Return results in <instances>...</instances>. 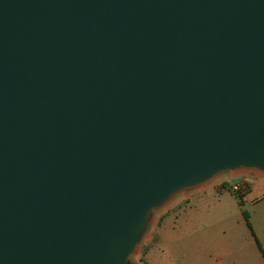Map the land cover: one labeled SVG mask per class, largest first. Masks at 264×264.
I'll list each match as a JSON object with an SVG mask.
<instances>
[{
	"label": "water",
	"instance_id": "obj_1",
	"mask_svg": "<svg viewBox=\"0 0 264 264\" xmlns=\"http://www.w3.org/2000/svg\"><path fill=\"white\" fill-rule=\"evenodd\" d=\"M237 170L264 173V0H0V264H133Z\"/></svg>",
	"mask_w": 264,
	"mask_h": 264
},
{
	"label": "crops",
	"instance_id": "obj_2",
	"mask_svg": "<svg viewBox=\"0 0 264 264\" xmlns=\"http://www.w3.org/2000/svg\"><path fill=\"white\" fill-rule=\"evenodd\" d=\"M252 184L247 198L254 203L264 190V178ZM255 229L234 197L206 188L195 196L190 211L164 221L157 246L148 248L145 258L147 264H264V232L258 231L260 239Z\"/></svg>",
	"mask_w": 264,
	"mask_h": 264
},
{
	"label": "rangeland",
	"instance_id": "obj_3",
	"mask_svg": "<svg viewBox=\"0 0 264 264\" xmlns=\"http://www.w3.org/2000/svg\"><path fill=\"white\" fill-rule=\"evenodd\" d=\"M260 177L264 178V173L260 171L237 170L227 172L218 175L212 181L203 184L196 190L178 194L162 209L154 213L153 219L142 243L138 246L135 254L131 258L132 263L147 264L145 253L148 251V248L157 246L164 221L170 216L171 218L173 217L177 219L182 213L190 211L192 209V203L195 196L206 188L210 187L213 188L216 195L223 193L234 197L238 202L240 210H247L249 212L250 221L252 224H254V227L256 226L255 230L257 232V236L261 239L258 231L264 232V190H261L258 198L254 200V203L253 201L250 202L247 198L251 186L254 185L252 183ZM238 186L246 187V192L243 199H240L236 194L235 188ZM252 250L255 251L256 249ZM252 250L251 255L254 253Z\"/></svg>",
	"mask_w": 264,
	"mask_h": 264
},
{
	"label": "built area",
	"instance_id": "obj_4",
	"mask_svg": "<svg viewBox=\"0 0 264 264\" xmlns=\"http://www.w3.org/2000/svg\"><path fill=\"white\" fill-rule=\"evenodd\" d=\"M236 194L238 195V197L240 199H243V197L245 196V192H246V187L245 186H238L237 188H235Z\"/></svg>",
	"mask_w": 264,
	"mask_h": 264
},
{
	"label": "trees",
	"instance_id": "obj_5",
	"mask_svg": "<svg viewBox=\"0 0 264 264\" xmlns=\"http://www.w3.org/2000/svg\"><path fill=\"white\" fill-rule=\"evenodd\" d=\"M243 216H244V219H245L246 222H247V218H248L247 213L244 212V213H243ZM247 226H248V228H250V225H249L248 222H247ZM255 242H256L258 248L260 249V245H259V243L257 242V240H255Z\"/></svg>",
	"mask_w": 264,
	"mask_h": 264
}]
</instances>
